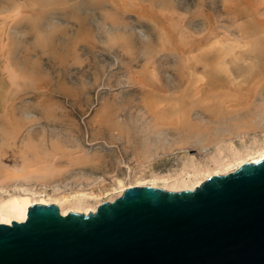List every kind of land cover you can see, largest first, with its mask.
<instances>
[{"label":"rangeland","instance_id":"rangeland-1","mask_svg":"<svg viewBox=\"0 0 264 264\" xmlns=\"http://www.w3.org/2000/svg\"><path fill=\"white\" fill-rule=\"evenodd\" d=\"M0 47L6 193L98 195L85 215L264 144V0H0Z\"/></svg>","mask_w":264,"mask_h":264},{"label":"water","instance_id":"water-1","mask_svg":"<svg viewBox=\"0 0 264 264\" xmlns=\"http://www.w3.org/2000/svg\"><path fill=\"white\" fill-rule=\"evenodd\" d=\"M0 264H264V160L194 190L132 187L89 215L33 205Z\"/></svg>","mask_w":264,"mask_h":264},{"label":"bare ground","instance_id":"bare-ground-1","mask_svg":"<svg viewBox=\"0 0 264 264\" xmlns=\"http://www.w3.org/2000/svg\"><path fill=\"white\" fill-rule=\"evenodd\" d=\"M214 43H216V42H214ZM211 45H213V44H211ZM234 49H236V48H234ZM223 50H225V49H223ZM227 51H229V50H227ZM9 78H10V76H9ZM247 152H248V154H246V155L248 156V159H247V156L245 157L244 154H242L243 156H241V153L240 154L237 153L238 156H235V157L233 156V159L236 162H238V164L234 163L235 167H236L235 164L238 165L237 169H239L245 163L257 164V163H260L261 161L264 160V144L259 149L255 150V151H254V149H252V151H250V152L247 151ZM233 155H236V154H233ZM242 157H245V158H242ZM230 159L228 160V162L226 161L227 163L225 162V159L221 160V163H225V166H226V164L231 163V162H229ZM233 159H232V161H233ZM221 163L219 165L220 168L215 169L213 175H227V173L229 174V172H226L225 170L221 169ZM217 165H218V162H217ZM231 166H232V164H231ZM200 167L199 168L197 167L194 170L193 174H191V172H190L188 177L186 176L187 178L183 179V177H184L183 176L182 177L183 180H181V181H180V179H174L171 177L160 176V175L155 176L154 175V177H152L150 179H140L135 184L124 185L123 183L119 182L120 186H118V187L121 188L122 194L127 189H130L132 187H152V188L157 189L158 188L157 185H161L160 187L163 189H169V190L173 191L174 190L173 187H175L176 183L186 184L188 182L187 181L188 179L197 178V177L201 176L204 173V171ZM222 167H224V164ZM209 168H208V170H209ZM224 168H226V167H224ZM236 170H234V171H236ZM211 171H212V169H211ZM234 171H232V172H234ZM208 172H210V171H208ZM232 172H230V173H232ZM200 185H201V183L198 184V186H200ZM158 189H160V188H158ZM181 190H184V191L194 190V188H192V189L191 188H182ZM18 191H19V193H6L0 187V224L11 225L13 221H17V222L26 221V219L28 217V210L33 205H56L61 210L62 215H67L69 213L68 212L69 210H67V209H73L72 211H74L76 213H81V210L85 208L84 207L85 205L89 206L93 203H96L95 201L99 197L98 195L88 194V193H80V194H76V195L71 194L70 196H68V195L65 196V195L59 194L57 191H52V190L50 191V190H46V189H43V190L42 189H33L30 187H24ZM86 212H85V215L86 214L89 215L90 212H88V211H86Z\"/></svg>","mask_w":264,"mask_h":264}]
</instances>
